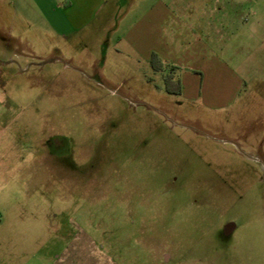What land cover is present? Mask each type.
I'll return each mask as SVG.
<instances>
[{
  "label": "rangeland",
  "instance_id": "obj_1",
  "mask_svg": "<svg viewBox=\"0 0 264 264\" xmlns=\"http://www.w3.org/2000/svg\"><path fill=\"white\" fill-rule=\"evenodd\" d=\"M23 10L0 0V264H264V15L223 45L246 86L211 109Z\"/></svg>",
  "mask_w": 264,
  "mask_h": 264
},
{
  "label": "crops",
  "instance_id": "obj_2",
  "mask_svg": "<svg viewBox=\"0 0 264 264\" xmlns=\"http://www.w3.org/2000/svg\"><path fill=\"white\" fill-rule=\"evenodd\" d=\"M19 5L64 38L88 32L93 43L104 39L110 45L114 35L118 46L131 49L152 70L179 76L182 93L211 109L227 107L246 86L223 59V45L237 27L243 30L264 15V0H19ZM153 54L161 70L152 66ZM194 75L203 77L199 92Z\"/></svg>",
  "mask_w": 264,
  "mask_h": 264
},
{
  "label": "trees",
  "instance_id": "obj_3",
  "mask_svg": "<svg viewBox=\"0 0 264 264\" xmlns=\"http://www.w3.org/2000/svg\"><path fill=\"white\" fill-rule=\"evenodd\" d=\"M151 63L156 70L162 69L163 63L156 54H153L151 58ZM166 82H167V89L169 90V92L175 94L182 93V86L180 81L179 80L175 81L174 76L172 74L167 75Z\"/></svg>",
  "mask_w": 264,
  "mask_h": 264
}]
</instances>
